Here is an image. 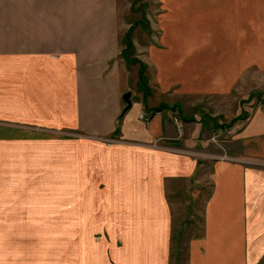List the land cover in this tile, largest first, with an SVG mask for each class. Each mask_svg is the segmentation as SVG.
<instances>
[{
    "label": "crops",
    "instance_id": "1",
    "mask_svg": "<svg viewBox=\"0 0 264 264\" xmlns=\"http://www.w3.org/2000/svg\"><path fill=\"white\" fill-rule=\"evenodd\" d=\"M51 1L0 0V173L5 179L12 164L23 175L35 173L34 181L0 187L3 264L11 262L6 249L12 227L23 237L15 247L28 246L26 228L11 221L39 219L43 203L41 175L38 183L36 176L43 171V129L13 124L79 134L54 152L70 165L72 216L102 221L99 243L84 239L77 264H170L172 212L162 179L196 171L200 163L186 150V123H193L196 134L189 147L207 126L202 117L199 122L171 116L165 97L174 84L185 96L260 92L255 77L264 70V0H177L173 28L164 21L161 35L143 46V58L118 55L116 37L107 35L115 27L107 19V0ZM163 5L168 10L165 0ZM12 26L21 29V44L32 41L24 29H36V49H11ZM113 57L118 58L112 62ZM126 91L131 106L116 124ZM252 96L246 98L248 107L243 101L242 130L236 135L241 151L257 139L264 147V96H256L253 109ZM116 128L115 142L98 138ZM153 140L165 147L152 146ZM239 150L231 156H254ZM235 158L212 162L204 225L188 242V264H264V167ZM32 235L38 242L37 230Z\"/></svg>",
    "mask_w": 264,
    "mask_h": 264
},
{
    "label": "rangeland",
    "instance_id": "2",
    "mask_svg": "<svg viewBox=\"0 0 264 264\" xmlns=\"http://www.w3.org/2000/svg\"><path fill=\"white\" fill-rule=\"evenodd\" d=\"M52 0L51 2H54ZM63 3V2H59ZM109 11L107 13V19L114 22L115 27L107 30V35L116 37V47L120 50L118 55L122 56L124 53L128 58L134 57V54L143 58V46L151 36L161 35V26L167 21V26L173 28V25L169 24L178 17V2L177 0H165V4L169 7L168 10H163L164 0H107ZM165 5V6H166ZM164 9H166L164 7ZM165 12V13H164ZM164 13V15H163ZM76 12H74V15ZM124 22L131 23L132 26H125ZM24 29V28H22ZM169 29V28H167ZM11 30V49H36L35 43V30L26 28L28 38L31 37L32 41L23 43L19 42V31L21 29L17 27L10 28ZM139 45H137L138 43ZM138 46V50H137ZM143 55V56H142ZM118 57H113L116 61ZM129 63V62H128ZM140 70H144L140 68ZM155 72V70H154ZM261 76L256 84H262L260 92H247V91H233L227 96H220L218 93H199L189 92L185 94H178L176 91L178 84H174L170 89V95L167 94L166 100H169L172 104L171 116L176 114L180 117L186 116V119L190 117L199 119L202 117L207 127L196 141V146H192L193 141L196 138L191 130L193 123L187 122V148L186 150L193 153H188L199 161L198 168L195 172H192L189 176L182 177H164L162 179V189L165 194L172 212V233L170 242V264H188V251L187 246L189 240L193 236L201 234L204 225V211L206 210L207 199L212 190V162L214 159H234L231 156L232 151L240 149L239 152L251 153L250 159L235 158L245 160L244 162L250 165L264 167V160H259L258 155H264V147H259V140H254L255 144L248 145L246 151L243 149L241 140L236 135L242 130V118L245 114L243 101H246L249 94L251 97V106L255 104L254 99L256 96H264V70H257V73ZM150 76V72H147ZM253 80V77H252ZM241 84V83H240ZM255 82H252L254 85ZM239 88L242 86L239 85ZM127 92V91H126ZM125 93V92H124ZM123 93V94H124ZM131 94V93H130ZM169 96V97H168ZM123 100V99H122ZM131 101V96H130ZM124 107L126 102H124ZM176 103H178L176 105ZM182 107V114H179ZM248 105L247 103L245 104ZM131 106V104H130ZM129 106V107H130ZM128 107V108H129ZM248 107V106H247ZM127 108V109H128ZM117 118V123L121 120L123 112ZM184 114V115H183ZM144 113H139V117ZM231 118L235 121L233 124H228ZM146 117L144 120H147ZM240 119V120H239ZM174 122L177 123L178 117H173ZM236 120H238L236 122ZM196 121V120H195ZM199 121V120H198ZM197 121V122H198ZM200 122V121H199ZM182 121L179 122V127H182ZM181 125V126H180ZM15 127H27L28 129H43L44 133V158H43V171L36 173L37 183L38 176L41 175L42 181V214L37 220H15L11 221L21 224L26 228V243L28 246L25 251H19L15 246L19 247V241L23 240V237H17L14 235L17 231L16 227H12L10 235L11 245L7 243L6 249V262L7 258L11 259L10 264H73L74 260L76 264L81 259L78 256V252L82 255V249L84 248V239H90V242L94 241L95 245L99 243L101 239L100 224L102 221L97 219H78L77 214L74 218L72 216V204L70 213V165L62 160V156L55 154V151L62 149L65 144L69 142L70 136H79L76 132L64 131L60 129H48L36 125H19L13 124ZM191 128V130H190ZM117 134V128L114 132L107 137H98L105 143L111 144L115 142ZM58 137H60L58 139ZM52 141V146L46 143ZM57 144V148L54 146ZM152 146L163 148L164 145H159L158 140L151 142ZM165 147V146H164ZM194 147L199 148L195 150ZM228 149H231L230 151ZM177 150L178 149H174ZM227 150V152H226ZM222 152V154H219ZM258 154V155H257ZM250 155V156H251ZM12 172L5 171V179L1 177L0 173V187L3 183L11 187L18 185L19 180L21 183L24 180L34 181L35 173L21 174L16 170V165L10 166ZM51 168L50 170H47ZM26 175V176H25ZM13 190V189H11ZM38 192V188H37ZM82 208V205L78 206ZM77 208V205L76 207ZM3 222L0 220V223ZM37 230L38 242L35 243L34 231ZM180 231V236L178 235ZM101 233V234H100ZM3 236H0V245ZM32 241V245L29 243ZM6 245V246H7ZM25 244H22L24 246ZM178 251V253H177ZM5 253L0 248V264H3L2 258ZM18 255V259L14 256ZM9 264V263H8Z\"/></svg>",
    "mask_w": 264,
    "mask_h": 264
},
{
    "label": "water",
    "instance_id": "3",
    "mask_svg": "<svg viewBox=\"0 0 264 264\" xmlns=\"http://www.w3.org/2000/svg\"><path fill=\"white\" fill-rule=\"evenodd\" d=\"M122 99H123L124 102H126V106H125L124 109H123V110H125V109H127V108L130 106V104H131V101H130V92H129V91L125 92V93L122 95Z\"/></svg>",
    "mask_w": 264,
    "mask_h": 264
},
{
    "label": "trees",
    "instance_id": "4",
    "mask_svg": "<svg viewBox=\"0 0 264 264\" xmlns=\"http://www.w3.org/2000/svg\"><path fill=\"white\" fill-rule=\"evenodd\" d=\"M235 119L234 118H231L230 121H228V124L232 125V122H234Z\"/></svg>",
    "mask_w": 264,
    "mask_h": 264
},
{
    "label": "built area",
    "instance_id": "5",
    "mask_svg": "<svg viewBox=\"0 0 264 264\" xmlns=\"http://www.w3.org/2000/svg\"><path fill=\"white\" fill-rule=\"evenodd\" d=\"M143 116L140 115V118H142Z\"/></svg>",
    "mask_w": 264,
    "mask_h": 264
}]
</instances>
